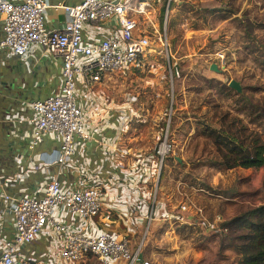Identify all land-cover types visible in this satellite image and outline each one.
<instances>
[{"label": "rangeland", "instance_id": "rangeland-1", "mask_svg": "<svg viewBox=\"0 0 264 264\" xmlns=\"http://www.w3.org/2000/svg\"><path fill=\"white\" fill-rule=\"evenodd\" d=\"M171 2L170 8L163 2L153 14L159 31L145 17L137 18L140 34L147 32L151 37L153 52L145 64L121 74L116 88L121 98H136L131 101L120 157L125 166H143L151 193L157 192L167 206L163 216L169 215L152 228L147 223L138 245L132 235L130 249L134 252L141 245L147 264H238L232 243L224 241L219 232L209 234L200 223L206 219L227 224L264 204V168L220 169L216 166L221 160L217 147L203 132L229 127L235 131L238 125L233 121L238 117L249 123L246 104L238 103L235 90V94L229 93L232 81L240 84L242 95L264 104V0ZM0 29L1 41L6 37L1 23ZM1 55L9 63L20 58H6L4 51ZM213 64L220 73L210 70ZM12 106L8 113L19 112L20 104ZM249 127L259 130L264 141V130L251 123ZM165 139L172 150L161 163L156 152ZM11 143L21 153L27 148L17 139ZM13 156L16 154L10 156V163ZM22 189L30 197L36 191L35 185L17 183L15 191ZM42 197L38 193V199ZM52 240L46 236L22 246L20 252L29 259L41 261L44 257L49 262Z\"/></svg>", "mask_w": 264, "mask_h": 264}, {"label": "crops", "instance_id": "crops-1", "mask_svg": "<svg viewBox=\"0 0 264 264\" xmlns=\"http://www.w3.org/2000/svg\"><path fill=\"white\" fill-rule=\"evenodd\" d=\"M7 1L19 3L21 0ZM44 1L48 5L45 27L47 30H54L62 28L68 21L64 10L57 7H73L83 0ZM168 2L169 0H157L147 12L145 18L156 31H159V25L154 23L153 14L162 7V3L165 5ZM116 31L115 20L102 25L87 24L83 30V40L88 45L99 44ZM1 37L0 29V39ZM13 57L15 56L7 53L6 58ZM30 60H34V64ZM62 63L61 58L51 56L41 46H34L26 56L18 58L14 63L5 61L0 52V155L8 162L7 172L1 170L4 177H0V240L13 241L16 236L11 203L24 198H38V193L44 195L47 183L55 176L65 189L101 186L104 190V209L112 214L111 222L104 221L103 216L84 221L71 213L57 211L56 217L70 231L87 236L118 231L128 239L135 235L138 245L139 235L147 223L152 228L154 223L169 215L163 216L167 206L158 199L157 192L151 193V182L146 181L143 166H125L120 157L121 138L131 118L132 106L131 98H121L118 90L116 91L121 84V74L110 75L92 87L86 86L81 78L78 79L77 102L83 111L86 132L90 138H75V151L68 164L59 165L56 162L63 145L61 139L45 135L35 144L34 127L29 124L34 114L32 105L61 91ZM16 104H20L19 112H11L12 105ZM8 110L11 111L8 113ZM14 139L27 145L23 153L18 152V148L11 143ZM14 153L16 156L12 157L10 163V156ZM65 176H68L71 183L65 181ZM19 182H27L30 187L35 185L36 191H33L32 197L28 195L27 189H22L19 193L15 191ZM46 236L53 238L49 241V262L44 257L41 261L29 259L20 252L21 256L31 264H68L60 258L63 239L51 228H46L30 243L42 241ZM10 237L13 240H9ZM140 260L147 264L143 252ZM97 261L96 258H89L81 264H101Z\"/></svg>", "mask_w": 264, "mask_h": 264}, {"label": "built area", "instance_id": "built-area-1", "mask_svg": "<svg viewBox=\"0 0 264 264\" xmlns=\"http://www.w3.org/2000/svg\"><path fill=\"white\" fill-rule=\"evenodd\" d=\"M156 1L83 0L73 7H57L64 10L68 21L62 28L47 30L45 14L48 5L44 0H21L19 3L0 0V23L6 36L0 41V52L24 57L34 46H45L51 56L62 59L61 91L43 102L34 103V114L29 120L34 127L35 144L45 135L61 139L63 145L56 157L59 165L68 164L75 151L76 137L90 138L83 111L77 102L78 79L92 87L110 75L123 74L129 68L145 64V59L153 52L152 42L147 32L140 34L137 18L146 17ZM112 20L117 24V31L109 38L95 45L84 43L83 30L87 24L102 25ZM171 150L167 139L159 144L156 154L161 163ZM103 199L101 186L65 189L54 176L47 183L41 199L13 201L11 211L16 236L13 241L0 240V264H31L21 256L20 248L34 241L46 228H51L63 239L60 258L65 263L80 264L96 258L101 264H144L140 260L141 245L133 252L130 239L121 232L87 236L70 231L56 217L57 211H61L84 221L103 216L104 221L111 222L112 214L104 209ZM182 209L187 210L185 206ZM189 218L193 219L192 216ZM200 225L209 234L216 235L223 230L224 223H210L204 219Z\"/></svg>", "mask_w": 264, "mask_h": 264}, {"label": "trees", "instance_id": "trees-1", "mask_svg": "<svg viewBox=\"0 0 264 264\" xmlns=\"http://www.w3.org/2000/svg\"><path fill=\"white\" fill-rule=\"evenodd\" d=\"M163 12H165L164 7ZM229 93L235 94L233 90H229ZM235 96L238 98V103L246 104L248 112L245 117L250 119L249 123L264 130V104L255 103L252 98L242 94ZM233 123L238 125L235 131L229 127L221 131L206 129L203 132V135L214 141L219 152L221 160L216 166L229 170L264 168V141L261 132L255 128L251 129L249 123H245L239 117ZM178 166L184 167L185 164L178 163ZM219 233L224 235V241L228 240L232 243L238 255V264H264V204L250 208L227 224L224 223L223 230Z\"/></svg>", "mask_w": 264, "mask_h": 264}, {"label": "water", "instance_id": "water-1", "mask_svg": "<svg viewBox=\"0 0 264 264\" xmlns=\"http://www.w3.org/2000/svg\"><path fill=\"white\" fill-rule=\"evenodd\" d=\"M15 57H18V56H15ZM210 70L213 71V72H216V73H220L221 71L219 70L217 64H213L211 67H210ZM229 87L232 89V90H235L238 94H242V88L240 86V84L236 81H232L230 84H229ZM181 162V160H179ZM8 164L7 160L2 156L0 155V177H4L3 174H1V170L6 171V165ZM5 169V170H4Z\"/></svg>", "mask_w": 264, "mask_h": 264}]
</instances>
